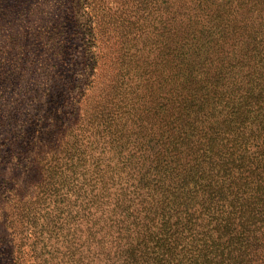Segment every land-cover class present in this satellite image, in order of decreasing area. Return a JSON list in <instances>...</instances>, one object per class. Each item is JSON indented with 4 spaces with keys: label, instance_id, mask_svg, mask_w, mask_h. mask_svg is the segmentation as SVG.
<instances>
[{
    "label": "trees",
    "instance_id": "16d2710c",
    "mask_svg": "<svg viewBox=\"0 0 264 264\" xmlns=\"http://www.w3.org/2000/svg\"><path fill=\"white\" fill-rule=\"evenodd\" d=\"M77 2L93 78L30 157L32 264H264V0Z\"/></svg>",
    "mask_w": 264,
    "mask_h": 264
},
{
    "label": "rangeland",
    "instance_id": "374dc122",
    "mask_svg": "<svg viewBox=\"0 0 264 264\" xmlns=\"http://www.w3.org/2000/svg\"><path fill=\"white\" fill-rule=\"evenodd\" d=\"M85 9L77 0H0V264L33 263L26 245L30 157L48 128L62 130L60 122L49 126L59 120L56 107L74 121L93 78Z\"/></svg>",
    "mask_w": 264,
    "mask_h": 264
}]
</instances>
